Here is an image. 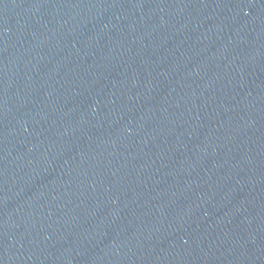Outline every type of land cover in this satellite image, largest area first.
Segmentation results:
<instances>
[{"label": "water", "instance_id": "1", "mask_svg": "<svg viewBox=\"0 0 264 264\" xmlns=\"http://www.w3.org/2000/svg\"><path fill=\"white\" fill-rule=\"evenodd\" d=\"M0 264H264V0H0Z\"/></svg>", "mask_w": 264, "mask_h": 264}]
</instances>
